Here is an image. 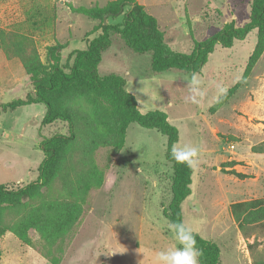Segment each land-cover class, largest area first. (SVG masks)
<instances>
[{
  "label": "rangeland",
  "instance_id": "374dc122",
  "mask_svg": "<svg viewBox=\"0 0 264 264\" xmlns=\"http://www.w3.org/2000/svg\"><path fill=\"white\" fill-rule=\"evenodd\" d=\"M111 0H0V103L25 98L34 90L21 60L10 52L16 41L35 47L47 61L48 47H65L61 64L84 49L100 23L72 6H105ZM154 15L170 46L190 53L232 21L250 19L253 0H137ZM123 17L109 18L117 23ZM257 29L230 48L217 45L200 72L170 69L154 73L152 53H137L114 34L103 52L101 75L126 79L142 112L162 110L178 127L175 145L198 149L192 194L183 202L184 222L194 232L217 242L220 264H264V228L246 238L229 211L232 202L264 197V152L253 151L264 141V52L246 82L217 110V86L227 90L243 77L255 50ZM193 74L205 93L191 103L188 80ZM46 108L31 104L0 113V184L17 188L36 180L44 158L41 142L67 134L68 123L42 125ZM167 136L157 129L130 124L125 147L108 164V148L94 154L105 171L101 187L92 189L79 224L66 236L58 264H160L157 254L178 241L164 210L172 199L173 168L166 159ZM34 245L13 232L0 237V264H53L41 251L42 241L30 231ZM252 244V246H251ZM199 264V261H198Z\"/></svg>",
  "mask_w": 264,
  "mask_h": 264
},
{
  "label": "trees",
  "instance_id": "16d2710c",
  "mask_svg": "<svg viewBox=\"0 0 264 264\" xmlns=\"http://www.w3.org/2000/svg\"><path fill=\"white\" fill-rule=\"evenodd\" d=\"M72 10L100 20L91 32L100 31L99 34L89 39L84 49L74 50L73 62L67 64L60 63L63 44L49 46L44 62L35 47L16 41L10 52L21 60L34 90L25 98L0 103V113L43 104L46 112L42 125L68 123L67 134L56 133L42 140L45 155L36 180L17 188L0 184V237L11 231L22 242L34 245L30 231L35 230L43 242L42 253L53 264L60 262L56 254L62 251L66 236L79 224L91 190L104 183L105 171L96 164L95 152L107 147L110 164L113 156L125 147L132 123L157 129L167 136L166 159L172 163L173 185L172 199L164 213L172 226L185 224L182 205L192 194L194 167L172 158L171 149L179 142L180 131L165 111L142 112L135 95L126 89L123 76L100 74L103 52L110 47L112 36L120 34L137 53L151 52L154 73L170 69L200 72L218 44L230 48L236 40L245 39L257 29V44L243 77L216 102L213 111L246 82L264 52V0L252 1L250 19L243 26H236L234 21L225 24L209 38L195 40L190 53L174 50L158 19L137 0H111L101 7L72 6ZM105 16L123 19L105 23ZM253 151L264 152V141ZM229 211L246 238L254 228H264V197L232 202ZM193 235L196 247L202 250L199 264H220V245L197 232L193 231Z\"/></svg>",
  "mask_w": 264,
  "mask_h": 264
},
{
  "label": "clouds",
  "instance_id": "9594fccd",
  "mask_svg": "<svg viewBox=\"0 0 264 264\" xmlns=\"http://www.w3.org/2000/svg\"><path fill=\"white\" fill-rule=\"evenodd\" d=\"M200 84L201 81L196 74H193L188 80L190 92L188 99L191 103L198 104L199 98L205 95ZM227 91V88L217 86V102L227 95ZM170 154L177 163L186 164L189 168H193L199 163L198 149L190 145L173 146ZM173 228L178 246L160 251L157 254L160 264H198V257L202 255V250L196 247L193 229L184 223L175 224Z\"/></svg>",
  "mask_w": 264,
  "mask_h": 264
},
{
  "label": "water",
  "instance_id": "95a60500",
  "mask_svg": "<svg viewBox=\"0 0 264 264\" xmlns=\"http://www.w3.org/2000/svg\"><path fill=\"white\" fill-rule=\"evenodd\" d=\"M104 22L107 23V16H105Z\"/></svg>",
  "mask_w": 264,
  "mask_h": 264
}]
</instances>
